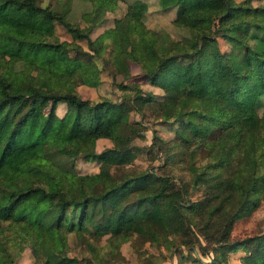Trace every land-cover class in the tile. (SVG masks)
<instances>
[{
	"label": "trees",
	"instance_id": "1",
	"mask_svg": "<svg viewBox=\"0 0 264 264\" xmlns=\"http://www.w3.org/2000/svg\"><path fill=\"white\" fill-rule=\"evenodd\" d=\"M121 4L112 17L109 73L121 76L123 92L90 100L76 88L82 77L72 61L92 60L90 49L103 43L99 28ZM154 5L172 9L170 22L181 35L147 25L146 0H0V264H17L26 250L31 264H124L120 246L135 240L163 248L175 264H227L236 247L242 264H260L264 231L229 237L234 221L264 199V0ZM31 15L35 23L26 26ZM56 23L69 38L56 34ZM219 38L232 47L221 49ZM134 66L161 91L144 89ZM193 87L214 100L210 113L199 111ZM146 108L174 129L186 128L192 140L166 138L149 126L150 143L136 144L129 112ZM148 152L156 166H129ZM78 158L98 168L80 171ZM176 181L182 195L173 205L186 224L177 242L150 220L162 214V194ZM198 187L205 194L194 198ZM214 190L229 218L202 233L196 210ZM69 235L79 256L68 254Z\"/></svg>",
	"mask_w": 264,
	"mask_h": 264
},
{
	"label": "rangeland",
	"instance_id": "2",
	"mask_svg": "<svg viewBox=\"0 0 264 264\" xmlns=\"http://www.w3.org/2000/svg\"><path fill=\"white\" fill-rule=\"evenodd\" d=\"M49 1L53 0H42L43 4H47ZM148 3V11L146 13V23L151 27H165V29L169 30L173 35H181L182 31L174 27L171 24L170 19L173 17L172 9L168 10H159L154 9L155 0H146ZM128 2V1H127ZM261 1H258L259 3ZM257 4L256 2H253ZM122 5L120 8L116 9L113 14H110L109 22L107 25L100 27L98 31H102V41L100 47L97 50H91V61H83L81 59H75L72 63L78 68L81 73L82 81L76 86L77 90L80 94L89 98L90 100H97L102 96L109 97L111 99L119 98L123 92L121 88L117 85L118 81L121 79V76L118 74L116 77L112 78L110 75V63L112 58V53L115 49V38L112 32V17L113 15H117L120 13L122 9ZM85 9V5L83 4L80 11ZM77 17V16H76ZM84 23L85 21L82 20ZM35 23V16L31 15L28 19L24 21L26 26L32 27ZM55 32L60 38H69V33L59 24L55 25ZM84 48H87V44L84 40L81 41ZM219 46L223 50H229L232 47V44L226 41H223L219 38ZM154 59V52L151 49H148L144 55V65L148 70L152 69V62ZM104 60H107L106 64ZM120 67L116 69L119 71ZM134 74V79H137L141 82V85L145 89H152L156 92H160L161 89L156 86H151L147 82H143V78H141L142 72L138 66H134L132 68ZM139 71V72H138ZM124 81H130V78H126ZM145 81V80H144ZM194 93H199L198 97H196V105L200 112L210 113L214 108V100L200 91L198 87L192 88ZM131 92V91H130ZM260 114L264 112V106L259 108ZM35 116H31L29 118V125L34 122ZM129 119L131 121V135L134 137V142L138 145L146 144L148 145L151 141L152 131L149 126H155L157 131L166 138H175V137H184L187 139L191 138L190 132L186 128H178V130L174 129L172 126H169L167 123H163L160 119H157L152 115L149 108H146L145 112L141 114L135 110L129 112ZM136 120L140 121L139 123ZM142 122V123H141ZM138 131L144 132V135H138ZM4 133V127L0 128V137ZM192 140V138H191ZM194 141V140H193ZM189 143L188 147H192L195 145L194 143ZM138 153L135 159H133V163L129 164L130 167L134 168H143L148 164L155 165L157 164V156L152 153ZM106 159L109 162H118L121 161V157L119 155H107ZM77 168L80 171H92L98 168L97 163L95 162H84L81 158L76 159ZM204 190L202 187H198L195 189L192 197H201L203 196ZM182 195L181 188L178 182H174L173 185L166 190L161 197V205L163 208V212L158 217H150V220L154 224V226L158 229L160 234L169 233L172 235L173 239L177 242V237L186 229V224L183 218L177 212L175 206L173 205L174 199H179ZM221 193L217 190L212 191L211 198L208 203L196 210L197 222L200 223V231L202 233H212L222 228L224 223L228 220L229 215L225 212L222 207L221 202ZM264 231V199L260 200L259 205L252 210L247 216L238 218L232 224L230 229V237L229 241H237L243 239L245 236L252 235L258 232ZM68 254L69 255H78V241L77 238H74L72 235H69L68 239ZM125 259H123L124 264H155L157 260L160 261V264H175V257L167 254L162 248V253L160 252L155 245L151 244L148 241L142 242L140 240H135V243L132 242H123L120 246ZM27 252L21 255L17 264H31V257ZM243 253L240 247H236L235 250L229 253L228 263L227 264H242L240 261V255ZM263 258L260 261V264H264V247L262 248ZM204 259L207 257L204 256ZM10 264V263H4Z\"/></svg>",
	"mask_w": 264,
	"mask_h": 264
}]
</instances>
